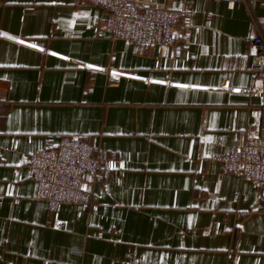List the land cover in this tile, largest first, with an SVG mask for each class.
Wrapping results in <instances>:
<instances>
[{
  "label": "crops",
  "instance_id": "0c3cea01",
  "mask_svg": "<svg viewBox=\"0 0 264 264\" xmlns=\"http://www.w3.org/2000/svg\"><path fill=\"white\" fill-rule=\"evenodd\" d=\"M145 1L190 18L172 46L100 36L89 0H0V264H264V182L217 159L264 135V0ZM64 135L126 164L85 174L91 208L37 197Z\"/></svg>",
  "mask_w": 264,
  "mask_h": 264
},
{
  "label": "built area",
  "instance_id": "2783aa9c",
  "mask_svg": "<svg viewBox=\"0 0 264 264\" xmlns=\"http://www.w3.org/2000/svg\"><path fill=\"white\" fill-rule=\"evenodd\" d=\"M108 9L105 18L94 23L100 36L125 39L131 43L172 46L177 37L179 22L190 18L165 3L154 4L145 0H89ZM228 3H247L248 0H221ZM259 27V26H258ZM253 67L264 85V32L259 27L252 37ZM13 148L17 147L14 139ZM217 159L226 172L242 174L257 183L264 182V135L253 134L242 144L219 154ZM113 167L124 174L127 167L118 152L96 151L94 143L81 136H49L42 149L35 152L29 162L30 177L37 184V197L45 200L57 212L66 203L93 206L91 192L86 186L85 174ZM59 228L64 223L58 224Z\"/></svg>",
  "mask_w": 264,
  "mask_h": 264
}]
</instances>
